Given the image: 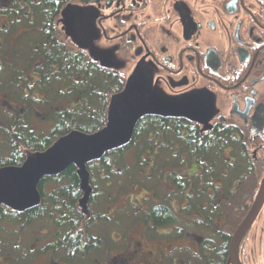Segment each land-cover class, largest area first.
Masks as SVG:
<instances>
[{"label": "flooded vegetation", "instance_id": "af4514ba", "mask_svg": "<svg viewBox=\"0 0 264 264\" xmlns=\"http://www.w3.org/2000/svg\"><path fill=\"white\" fill-rule=\"evenodd\" d=\"M62 3L58 10L52 7L31 10L24 2L25 9L0 11V157H4L3 149L11 137L19 139L21 129H29L37 137L48 136L56 128L69 129L45 151L34 152L41 155L75 133L91 137L85 144L89 146L100 132L118 125L110 120L112 103H126L122 96L128 87V72L140 67L154 82L165 84V94L161 95L159 110L139 116L134 125L146 116L160 119L163 125L184 119L207 130V134L220 133L224 137L223 148L218 150L209 173L208 194L216 198V203L207 208L210 219L200 227L203 235L192 231V235L201 239L198 250L202 252V244L208 245L203 256L219 260L223 252L220 246L226 242L223 237L230 236L229 249L233 237L222 230L226 206L230 204L229 192L231 197L239 194L250 177L259 184L258 191L264 179V0H63ZM74 3L94 5L98 10V28L107 45L97 54L84 50L78 26L68 21ZM7 46L11 50L5 53ZM121 59L128 60L131 67H122ZM89 76L95 79L93 88L87 84ZM180 107L192 112V118L179 113ZM101 108L105 116L99 114L98 121L104 122L103 128L83 132L74 127L84 125L86 111L102 112ZM200 114L208 117L207 123L201 124L194 118ZM119 138L122 137L116 134V139H108L103 144L105 150ZM124 140L130 141L131 136L125 134ZM246 151H250L257 167L245 176L236 171L235 164ZM147 156L145 167L151 181L156 161L154 156ZM174 158L175 155L163 154L158 160L160 166H165L163 176L172 173L171 164L165 165V161L171 163ZM228 162H236L232 170L227 167ZM187 163L191 167L192 161ZM63 166L59 164L54 169ZM5 169L0 167V173ZM196 171L203 174L199 169ZM145 200L136 198L135 206L139 205L141 211L147 209ZM155 202L158 200L151 204ZM249 207L243 206L241 210H250ZM263 213L264 206L240 245L243 264H258L250 257L255 252L250 242H255L253 237L258 235L261 240ZM189 226L199 228L195 220ZM164 230L169 235L173 232L170 227ZM259 242L262 241L255 244ZM131 245L129 260H135L139 252L137 246ZM175 250L170 249L166 255ZM257 259L264 264L263 245ZM222 261L221 258L217 262ZM228 261L229 258L225 264ZM178 262L186 264L181 259L173 263Z\"/></svg>", "mask_w": 264, "mask_h": 264}, {"label": "trees", "instance_id": "16d2710c", "mask_svg": "<svg viewBox=\"0 0 264 264\" xmlns=\"http://www.w3.org/2000/svg\"><path fill=\"white\" fill-rule=\"evenodd\" d=\"M21 1L29 5L31 10L42 11L50 7L58 10V5L63 4V0H20V3L16 0H8L5 4L2 1L0 11L25 9V5L22 4L24 2L21 3ZM54 42H56L55 39ZM88 80L87 84L93 88L94 77L89 76ZM119 85L117 83V86ZM97 110L86 111L84 125L74 127L83 132L103 128L104 122L101 123L98 119L99 114L105 116V111ZM139 120V123L137 121L134 125L130 141L107 148L99 157L87 161L86 180H83L78 164L72 163L62 172L40 177L36 186L38 201L34 205L0 203V264H34V260H37L33 259L34 255H39L41 252L47 253V251L54 252L56 256L64 260L60 262L54 256L49 264H74V262L77 263V257L80 255L86 256L98 251L107 239L93 235L92 226L98 221L109 222L112 217L109 214L95 211L96 205L101 204L104 196L100 187L102 185L107 188L113 186L117 190L122 186L123 178L130 179L129 183L134 184L132 180L138 175L135 173V168L139 175L146 177L147 174L143 175V169L148 161L147 155L155 157L153 159L156 161L155 169L153 168L154 178L151 181L148 180L149 178H143L142 183L154 182L152 188L154 187L159 192L162 187L163 194L158 193V202L151 204L147 211L146 224L152 229L169 226L178 228V224L184 223L187 227H191L190 222L195 220L198 227H202L206 223L205 220L210 219L207 208L209 204L214 206L216 203V198L208 194L211 178L209 173L212 171L210 167L215 163L218 150L223 148L224 137L219 136L218 132L215 136L207 134V130H202L198 125L192 126V123L184 119L168 121L164 125L160 119L153 117L146 116ZM66 130L56 128L48 136L41 134L37 137L33 136L34 132L31 130L21 129L19 139L15 141L11 137V142L4 147V157H0V167H6L5 170L24 167L29 152L45 151L59 135L69 131V129ZM128 151L134 152L136 165L126 162ZM163 154L175 155L172 162L165 161V165L184 167L188 164L187 161H192L197 167H202L203 174L194 171V174L189 177L182 175V171L175 167L171 170L172 173L165 178L161 172L165 166L158 164ZM240 155L241 161L235 162L236 164L227 163L229 170H232L235 164L236 171L242 172L245 176L246 173L254 172L257 166L250 151ZM89 187H91L90 193L88 192ZM229 194L231 196V192ZM84 198H88L85 206L83 205L86 200ZM109 201H111V196H109ZM182 228L184 230L181 234L184 233L186 227ZM48 238L50 242L47 243ZM223 238L226 242L220 246L223 251L220 253L222 263L217 262L221 258L218 260L217 257L216 259L206 257L207 264H225L228 260L231 238L229 235ZM58 250H64L65 252H62L64 255H59L58 252L61 251Z\"/></svg>", "mask_w": 264, "mask_h": 264}, {"label": "rangeland", "instance_id": "374dc122", "mask_svg": "<svg viewBox=\"0 0 264 264\" xmlns=\"http://www.w3.org/2000/svg\"><path fill=\"white\" fill-rule=\"evenodd\" d=\"M1 3L2 1L0 4ZM3 4H5V1ZM97 19L98 10L94 5L84 6L78 3L72 4L68 21L78 26L79 30L77 34L81 40L80 44L83 46L84 50L93 54H97L98 51L103 49L104 45H107L98 28ZM10 50L11 47L7 46L5 53ZM120 63L122 67H131L130 62L126 59H121ZM128 74H130V76L128 78L127 89L138 85L141 86L122 96L123 101L126 103H112L110 120L112 123L116 124L127 120L129 121L109 128V130L95 139L89 146H85L88 142H86L88 138H86L84 134L75 133L68 138L72 141V149L64 147L62 151H48L43 155L29 152L28 158L22 169L4 170L0 173V200L10 205H27L31 203L37 196V173L51 172L56 165H65L73 158H76V162L80 166L83 180H86L87 160L91 157H98L104 151L103 144H106L108 139H116V134L118 133L124 138V134H129L133 122L142 113L159 110L162 104L160 100L161 95L165 94L163 91L165 84L154 82V78L152 76L147 77L140 67L131 71V73L128 72ZM178 112L192 118V112H188L184 107H180ZM194 118L201 124L208 122V117H203L201 114ZM54 148H56V146ZM135 161L134 152L128 151L126 153V162L133 165L135 163L137 164V161ZM175 167L187 176L191 173L194 174L196 169L203 171L202 167H197L196 164L193 163L191 167L188 165L184 167L173 165L169 168L172 170ZM143 170V175L147 174V168L144 167ZM135 173L138 175L136 174L137 176L132 180L134 184L129 183L130 179L123 178V184L117 189L118 192L113 186L107 188L102 185L100 187V189L103 190L102 193L104 196L101 204L96 205L95 211L96 213L109 214L112 217L109 222L98 221L92 226L91 230L92 234L96 237H104L107 240L103 242L98 251L91 252V254L86 256L80 255L77 257V263L74 262V264H174L173 262L176 261V259L186 260V264H206L203 250H205V247H208V245L202 244V252L198 250L201 241L198 236L203 235L200 231L202 228L187 227L186 223L182 225L178 224V228L169 226L173 229V232L169 235L168 232L164 230L168 227H161L162 230H159L161 228L158 229L156 227L152 229L146 224L145 217L147 216V210L154 200L159 199L158 193L160 195L163 194V189L161 187L158 192L157 189L154 187L152 188L155 184L154 182L142 183L144 179L150 176L147 175L146 177H142V175H139L137 168H135ZM153 178L152 176L150 179ZM258 186L259 184H257V181H254L250 177L242 186L239 194H235L233 197L230 196L228 198L230 204L226 206L227 216L226 219H223V222L224 220H226V222L222 230L231 235L236 233L249 213V209H241L243 206H250L249 208L251 209L259 193V190L257 191ZM88 192H91V187H89ZM109 196H111V201H109ZM136 198H145L147 200L143 201V203L146 204V211H141L139 205L135 206ZM84 199H86L85 203H83L85 206L88 198ZM261 223V226H264V213L260 219V224ZM182 227H186L183 233L185 235L181 234V231L184 230ZM192 231L198 236L192 235ZM260 235H262L261 240L258 235L253 237V239L255 238V242H250L251 250L255 251L250 257L258 264V252H260L261 245L264 247V230L260 231ZM177 236H180L179 239H177ZM257 241L262 242L255 244ZM46 242H50V238H48ZM131 244L137 246L139 252L135 260H129L128 253ZM172 248L176 250L171 253V255L167 256L166 253ZM58 251H61L58 252L59 255H64L62 253L65 252L64 250ZM41 253L39 255H34L33 259H37L34 260V264H49L54 256L60 262L64 261L63 258L58 255L56 256L52 251ZM262 263H264V261H262ZM176 264H183V262H178Z\"/></svg>", "mask_w": 264, "mask_h": 264}, {"label": "water", "instance_id": "95a60500", "mask_svg": "<svg viewBox=\"0 0 264 264\" xmlns=\"http://www.w3.org/2000/svg\"><path fill=\"white\" fill-rule=\"evenodd\" d=\"M135 87L136 86L131 87V88H128L125 91V93L132 91L133 89H135ZM145 113H151V112H148V111L147 112H144L140 116H142ZM137 119H138V117H137ZM127 121H129V120H127ZM127 121H125V122H127ZM125 122L118 123V125L123 124ZM134 122H133V125H132L131 130L129 131V134L127 135L129 137L133 133ZM107 130H109V128ZM107 130H104V131L100 132L98 135H96L93 138V141L95 139L99 138L100 136H102V134H104V132H106ZM117 135H120V134L118 133ZM68 138H69V136L66 137V138L61 139L49 151H51V152H59V151H62L64 147H66L68 149H72V146H71L72 145V141H71V139H68ZM88 138H89L88 140H90L91 137H88ZM124 142L126 143L127 140H124V138H119L116 141V144L115 145L114 144H110L108 147L109 148H112V147H115V146H119L120 144H123ZM55 146H56V148H54ZM104 150H105V148H104ZM38 155H41V154H38ZM93 158H96V157H91L88 160L93 159ZM74 162L77 164L76 158H73L71 161H69L68 163H66L62 168H59L58 170L57 169H53V171H51V172H39V173H37L38 179H37V182H36V186H37V183H38V181H39V179H40L41 176H43V175H53V174H57L59 172H62L64 169H66L68 166H70ZM22 168H20V169H22ZM36 189H37V187H36ZM37 201H38V192H37V196L35 197L34 201H32L31 203H29L27 205H21V206H32ZM1 202H4V201H1L0 200V203ZM263 205H264V180H263L262 186L260 188V191H259V193H258V195H257V197H256V199H255V201L253 203V206L251 207L248 215L246 216V218L244 219L243 223L240 225V227L238 228V230L236 231V233L232 237V241H231L230 249H229V261H228V264H243L242 261L240 260V256H239V248H240V245H241L244 237L246 236V234L248 233V231L252 227L253 223L257 219L260 211L263 208Z\"/></svg>", "mask_w": 264, "mask_h": 264}]
</instances>
